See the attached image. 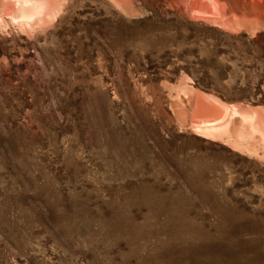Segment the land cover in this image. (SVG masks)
I'll return each mask as SVG.
<instances>
[{"label":"rangeland","instance_id":"rangeland-1","mask_svg":"<svg viewBox=\"0 0 264 264\" xmlns=\"http://www.w3.org/2000/svg\"><path fill=\"white\" fill-rule=\"evenodd\" d=\"M28 1L56 12L0 0V264H264L261 136H197L179 89L264 109V0Z\"/></svg>","mask_w":264,"mask_h":264},{"label":"bare ground","instance_id":"bare-ground-1","mask_svg":"<svg viewBox=\"0 0 264 264\" xmlns=\"http://www.w3.org/2000/svg\"><path fill=\"white\" fill-rule=\"evenodd\" d=\"M195 2H196L195 7H193L194 5L192 4V7H193L192 11H196L202 14L203 13H206L209 15L213 14L215 16L219 15L218 5L216 4L215 1H212L211 3L207 2L209 3V5L206 4V2L200 1V0H196ZM3 7H4V11L7 14H9L13 19H20L22 21V24L23 23L31 24L33 20L34 22L45 21L47 18L53 17L56 12V6H55L54 1L50 3L47 1L46 2L42 1L41 3H39V2L28 1V0H5ZM179 89L183 91V93L189 94L192 96V102L189 108L190 109L189 121H190V126H191L192 131L197 136H200L201 138L202 137H207V138L213 137L214 138L215 136H217V134H219V132H222L223 130L227 128L226 120L227 119L230 120L232 117H235V113H236L237 115H239L238 117L241 119L242 123L246 122L249 127L253 126L254 128L253 130L257 131L260 134L261 142L264 147V116H262L259 119V121L257 120L258 115H262L264 113V109L261 105L259 106L256 105L253 108L247 107V109L244 110V109H241V106L237 105L236 103L235 104L226 103L211 94L204 93L201 95V98H200L201 99L200 103H202V105L203 104L206 105L204 106L202 112L204 110L208 112V108H207L209 106L208 104L214 105L217 111L213 113L216 115L208 118L209 120L208 122H211L212 119H215V118L221 119L224 117L225 119L224 120L225 122L222 125L209 126L205 124L206 118L202 120L200 119V122L195 120V116H197L195 115V112L197 109L196 108V104H197L196 98L198 97L197 89H194L192 87H185L183 85H180ZM192 112L194 115L193 117H191ZM194 122L197 125H195ZM239 134L237 135V137L240 136Z\"/></svg>","mask_w":264,"mask_h":264},{"label":"water","instance_id":"water-1","mask_svg":"<svg viewBox=\"0 0 264 264\" xmlns=\"http://www.w3.org/2000/svg\"><path fill=\"white\" fill-rule=\"evenodd\" d=\"M197 91H198V93H197L198 97L196 98L197 99V104H196V108L197 109H196L195 115H197V116L201 115V116H205V117H212V116L216 115V114H213L214 112H217L216 111V107L214 105H212V104H208L209 106L207 105L208 106L207 107L208 108V112H206L205 110L202 112L204 106H206V105H204V104L202 105V103H200L201 102V99H200L201 95L204 94V93L205 94H211V93L207 92V91H204V90H200V89H197ZM211 95H213V94H211ZM213 96H215V95H213ZM215 97H217V96H215ZM218 99H220V98H218ZM237 105H240L241 109H244V110H246L247 107H252L251 104H249V105L237 104Z\"/></svg>","mask_w":264,"mask_h":264},{"label":"trees","instance_id":"trees-1","mask_svg":"<svg viewBox=\"0 0 264 264\" xmlns=\"http://www.w3.org/2000/svg\"><path fill=\"white\" fill-rule=\"evenodd\" d=\"M257 103L264 104V99L260 98L259 100H257Z\"/></svg>","mask_w":264,"mask_h":264}]
</instances>
